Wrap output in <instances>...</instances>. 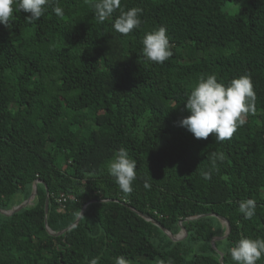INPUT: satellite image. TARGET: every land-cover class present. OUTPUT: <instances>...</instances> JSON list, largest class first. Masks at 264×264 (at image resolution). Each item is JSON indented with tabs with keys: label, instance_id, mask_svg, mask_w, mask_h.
I'll return each instance as SVG.
<instances>
[{
	"label": "trees",
	"instance_id": "trees-1",
	"mask_svg": "<svg viewBox=\"0 0 264 264\" xmlns=\"http://www.w3.org/2000/svg\"><path fill=\"white\" fill-rule=\"evenodd\" d=\"M240 1L121 0L101 23L96 0H57L62 16L48 8L29 23L14 11L13 27L0 25V210L40 181L32 205L0 213V264H221L220 253L236 264L230 248L264 238V0L224 10ZM133 7L143 10L140 27L118 33L115 19ZM160 27L173 51L162 65L142 52ZM210 74L224 85L248 75L256 96L223 142L179 125L187 95ZM120 148L137 164L129 195L107 171ZM247 199L257 205L251 219L239 212ZM84 206L73 228L46 230L70 227ZM139 213L187 235L173 241ZM218 216L230 225L225 238Z\"/></svg>",
	"mask_w": 264,
	"mask_h": 264
},
{
	"label": "clouds",
	"instance_id": "clouds-1",
	"mask_svg": "<svg viewBox=\"0 0 264 264\" xmlns=\"http://www.w3.org/2000/svg\"><path fill=\"white\" fill-rule=\"evenodd\" d=\"M56 4L57 0H0V25L11 29L14 11L27 13L25 19L29 23L38 21L48 8H52L57 16H62L63 9L54 6ZM120 7L121 0H96L93 5L94 15L103 23ZM142 12V9L136 7L121 11L114 21V30L128 35L139 28ZM142 44V52L147 61L162 65L173 55L172 45L163 27L147 33ZM255 98L252 81L248 75L234 78L227 85L218 82L215 74L202 75L187 95L185 105L189 115L183 117L179 125L192 133L196 139H207L210 134H214L216 142L229 140L237 127L245 123L243 116L255 110ZM219 159L223 160V156ZM136 168V161L129 156L125 148L118 149L107 162L109 175L125 195L133 191L132 184L137 178ZM204 175L205 179L210 178L208 173ZM144 188H151L147 179L144 181ZM256 206L253 199L242 200L239 203V212L245 219H251L255 215ZM229 253L236 264H257L264 256V238L242 237L235 247L229 249ZM99 259L98 256L93 257L89 264H99ZM115 264H130V261L119 256L115 258Z\"/></svg>",
	"mask_w": 264,
	"mask_h": 264
},
{
	"label": "water",
	"instance_id": "water-1",
	"mask_svg": "<svg viewBox=\"0 0 264 264\" xmlns=\"http://www.w3.org/2000/svg\"><path fill=\"white\" fill-rule=\"evenodd\" d=\"M40 181H36L34 184H33V186H32V192H31V194H30V196H29V198L26 200V201H24V202H22L20 205H18L17 207H14L12 210H10V211H1L0 210V213H2V214H4V215H7V216H10V215H12V214H14V213H16V212H18V211H20L22 208H24V207H26V206H28V205H31L32 203V201L34 200V198L36 197V193H37V184L39 183ZM47 190V189H46ZM48 205H49V200H48V198H47V200H46V203H45V213L47 214L48 213ZM85 207L86 206H84V208L82 209V211L80 212V214H79V216L77 217V219H76V221L74 222V224L73 225H71L70 227H68V228H66V229H64L63 231H61V232H59V233H54V232H52L47 226H46V230L50 233V234H52V235H60V234H62V233H64V232H66L67 230H69V229H71V228H73L75 225H77V223L79 222V220L81 219V217H82V215H83V213H84V209H85ZM140 214V213H139ZM143 218H145L146 220H149V221H152L150 218H148L147 216H145V215H142V214H140ZM199 217V216H198ZM193 218H197V217H192V218H188V220H191V219H193ZM218 219L221 221V223L223 224V225H225V227H226V231H225V235L223 236V237H221V238H225L227 235H228V233H229V231H230V225H229V223H228V221L226 220V219H224V218H222V217H219L218 216ZM155 225H157V226H159L160 228H161V230H163V232L169 237V238H171L173 241H179V240H181V239H183L186 235H187V232L185 231V229H181V231H180V233L178 234V235H172L170 232H168L167 230H165L161 225H159L157 222H155V221H152ZM219 238L218 237H216V238H214L213 240H212V245L214 244V242H215V240H218ZM219 261H220V263L221 264H223V254L222 253H220V259H219Z\"/></svg>",
	"mask_w": 264,
	"mask_h": 264
},
{
	"label": "rangeland",
	"instance_id": "rangeland-1",
	"mask_svg": "<svg viewBox=\"0 0 264 264\" xmlns=\"http://www.w3.org/2000/svg\"><path fill=\"white\" fill-rule=\"evenodd\" d=\"M249 2L250 0H241L239 3L228 2L224 5V10L229 14H238L249 5Z\"/></svg>",
	"mask_w": 264,
	"mask_h": 264
}]
</instances>
